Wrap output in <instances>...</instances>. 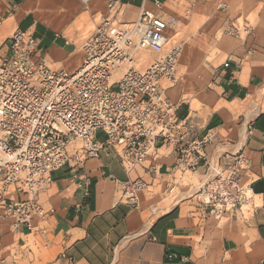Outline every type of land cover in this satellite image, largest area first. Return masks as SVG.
<instances>
[{"label": "crops", "instance_id": "obj_1", "mask_svg": "<svg viewBox=\"0 0 264 264\" xmlns=\"http://www.w3.org/2000/svg\"><path fill=\"white\" fill-rule=\"evenodd\" d=\"M235 1L232 25L238 36L245 31L248 37L219 64L217 97L199 135L207 140L208 163L242 156L240 182L248 205L217 219L201 204L206 163L185 170L172 149L162 148L154 159L157 174L144 173L149 161L126 174L115 152L105 148L96 158L52 173L51 185L38 196L52 210L47 223L39 224L44 234L7 228L10 235L3 239L12 237L11 264H264V0ZM169 2L122 0L118 20L129 23L141 8L156 13L155 4ZM104 5L105 0H0V42L15 30L29 32L51 67L64 69L79 22L101 15ZM103 139L95 134L96 141ZM136 178L147 189L134 207L119 201L118 183Z\"/></svg>", "mask_w": 264, "mask_h": 264}, {"label": "built area", "instance_id": "obj_2", "mask_svg": "<svg viewBox=\"0 0 264 264\" xmlns=\"http://www.w3.org/2000/svg\"><path fill=\"white\" fill-rule=\"evenodd\" d=\"M155 6L156 13L141 8L133 21L121 23L122 0H105L80 64L70 71L53 69L29 32L15 30L0 42V227L44 234L39 224L47 223L52 210L38 196L51 185L52 173L96 158L105 148L115 152L126 174L147 161L144 173L157 174L154 159L162 148L172 149L185 170L206 163L201 204L217 219L248 205L242 156L208 163L207 140L190 139L167 96L182 45H170L177 22ZM97 132L102 142L95 140ZM118 189L120 202L137 207L147 185L136 178Z\"/></svg>", "mask_w": 264, "mask_h": 264}, {"label": "rangeland", "instance_id": "obj_3", "mask_svg": "<svg viewBox=\"0 0 264 264\" xmlns=\"http://www.w3.org/2000/svg\"><path fill=\"white\" fill-rule=\"evenodd\" d=\"M236 4L235 0H170L161 8L165 18L177 22L175 31L170 34V45H182L176 82L173 86L167 85L170 87L167 96L177 106V114H184L179 118L185 121L190 139L201 138V121L212 110V101L217 97L215 87L219 64L239 50L248 37L245 31L238 36L232 25ZM99 20L100 15H97L92 21L79 22L75 47L64 59V70H73L80 64L83 43ZM153 58L149 55L147 61ZM7 235H10L7 228L0 227V240ZM11 238L8 236L0 243V264H11Z\"/></svg>", "mask_w": 264, "mask_h": 264}, {"label": "trees", "instance_id": "obj_4", "mask_svg": "<svg viewBox=\"0 0 264 264\" xmlns=\"http://www.w3.org/2000/svg\"><path fill=\"white\" fill-rule=\"evenodd\" d=\"M177 116H178V114H177ZM179 118V117H178ZM180 119V118H179Z\"/></svg>", "mask_w": 264, "mask_h": 264}, {"label": "bare ground", "instance_id": "obj_5", "mask_svg": "<svg viewBox=\"0 0 264 264\" xmlns=\"http://www.w3.org/2000/svg\"><path fill=\"white\" fill-rule=\"evenodd\" d=\"M78 66H79V65H78ZM78 66H77V67H78ZM77 67H76V68H77Z\"/></svg>", "mask_w": 264, "mask_h": 264}]
</instances>
